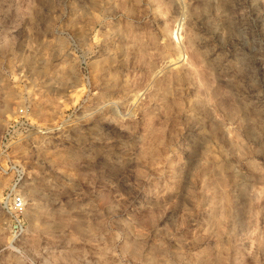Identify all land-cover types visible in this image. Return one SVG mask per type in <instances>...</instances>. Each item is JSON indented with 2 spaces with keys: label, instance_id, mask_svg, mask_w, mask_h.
<instances>
[{
  "label": "rangeland",
  "instance_id": "374dc122",
  "mask_svg": "<svg viewBox=\"0 0 264 264\" xmlns=\"http://www.w3.org/2000/svg\"><path fill=\"white\" fill-rule=\"evenodd\" d=\"M0 264H264V0H0Z\"/></svg>",
  "mask_w": 264,
  "mask_h": 264
},
{
  "label": "built area",
  "instance_id": "2783aa9c",
  "mask_svg": "<svg viewBox=\"0 0 264 264\" xmlns=\"http://www.w3.org/2000/svg\"><path fill=\"white\" fill-rule=\"evenodd\" d=\"M4 208L10 215L13 229L17 233H22L23 222L21 216L25 210L24 198L20 194H11L9 199L4 203Z\"/></svg>",
  "mask_w": 264,
  "mask_h": 264
}]
</instances>
